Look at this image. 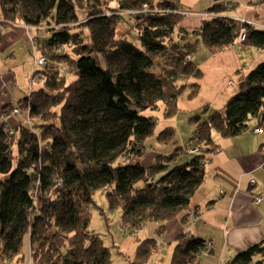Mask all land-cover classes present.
<instances>
[{"label": "trees", "instance_id": "obj_1", "mask_svg": "<svg viewBox=\"0 0 264 264\" xmlns=\"http://www.w3.org/2000/svg\"><path fill=\"white\" fill-rule=\"evenodd\" d=\"M111 2L0 0V27H39L33 44L47 61L36 64L43 66L36 70L42 86L1 108L2 116L17 108L20 117L8 130L0 123V264H25L27 234L29 264H110V249L90 230V207L101 188L112 187L106 195L109 207L120 209L124 230L169 221L189 209L204 181L206 160L219 149L213 133L239 135L261 109L264 124L262 62L223 108L203 120L199 114L190 117L195 131L189 148L199 146L200 153L172 166L184 152L177 147L145 167L139 159L156 120L143 112L163 101L166 118L176 116L184 89L178 81L204 74L185 56L195 54L202 42L210 53H219L237 41L243 27L249 28L246 44L264 48V29L234 21L219 0L205 13L222 16L204 18L200 28L176 35L186 16L176 0ZM121 22L136 30L139 45L128 39L129 31L118 35ZM164 53L172 56L170 67H160ZM191 87L190 97H195L201 86ZM176 137L175 127L168 126L158 140L168 143ZM156 247L154 238L140 241L130 263L147 264ZM206 249L204 239L181 233L171 264H197ZM258 254L264 264L263 242L226 264H251Z\"/></svg>", "mask_w": 264, "mask_h": 264}, {"label": "crops", "instance_id": "obj_2", "mask_svg": "<svg viewBox=\"0 0 264 264\" xmlns=\"http://www.w3.org/2000/svg\"><path fill=\"white\" fill-rule=\"evenodd\" d=\"M211 1L213 5L217 0ZM237 2L239 4L228 14L245 15L248 19L258 21L263 26L260 29H264V0L249 7H246L249 0H237ZM187 18L189 17H184L183 20ZM17 26L20 29L24 28L23 24ZM2 27H4L2 35L15 34V26ZM193 29L194 27L188 26L187 30L191 32ZM198 49L204 50L212 58L218 54L210 53L203 42L199 43ZM222 50H239L238 54H234L235 60H239L234 69L236 73L242 75L240 84L250 69L259 62H264V48L251 44L239 49L222 48ZM194 57L195 62L198 61V57L195 55ZM2 85L1 79L0 90ZM13 95L14 93L11 96H0L1 124L3 123L2 106L7 103L16 104ZM19 117L10 114L8 124H15ZM249 122L250 126L248 125L244 132L234 137H222L218 133H213L215 144L220 151L209 155L205 164L204 181L193 194L189 209L169 221H154L157 230H153L150 224L141 230L147 238L158 240L155 238L158 234L162 239V242L157 241V245L160 246L153 250L147 264L150 262L154 264L155 258L164 250L167 254L165 261L168 264V260L172 259L171 255H173L172 246H176L177 238L181 233H190L211 243L208 251L200 254L197 264H226L251 245L264 243V124L260 119L255 121L250 119ZM175 123L179 125L178 120ZM258 128L261 129L260 132H256ZM160 154L163 152H153L146 158V152L139 160L145 167H149ZM252 179H255L256 183H252ZM257 195L262 197L260 203L255 201ZM195 212L197 219L192 215Z\"/></svg>", "mask_w": 264, "mask_h": 264}, {"label": "rangeland", "instance_id": "obj_3", "mask_svg": "<svg viewBox=\"0 0 264 264\" xmlns=\"http://www.w3.org/2000/svg\"><path fill=\"white\" fill-rule=\"evenodd\" d=\"M176 2L182 11H184L185 17L189 18L181 21L179 26L184 27V29L181 30L177 27L175 34L177 32L184 33L185 29H188V26H192L194 29L200 28L202 24L201 20H204V18L201 17V20L199 19L200 12L203 13L212 6L211 0H176ZM110 4L113 6L116 5V0H112ZM79 14L81 17L84 16L83 12ZM230 17H232V15H230ZM240 17H245V15ZM249 20L258 22L253 19ZM15 27V34L10 35L9 33H5L4 35H0V80L2 79L3 82L0 96H11L12 93H14L13 101L17 103L18 100L26 96L28 92L42 86L43 82L37 75L36 70L43 69V66L36 65L37 59L41 58L42 54L31 40L38 34L37 30H39V27L27 28L24 24V28L22 29L18 28L17 25H15ZM0 29L3 30L4 28L0 27ZM84 31L87 38L86 40H88V31ZM127 31H129L127 34L128 39L139 45L136 30L131 29L128 23L121 22L118 28V35L126 33ZM237 52H239V50H222L216 57L212 58L209 57L204 50L197 49L194 55L198 57V61H196L195 64L204 74L201 78H182L178 81L180 86H184L183 92L178 99V114L174 117L166 118L164 115L165 105L163 101L158 102L157 108L148 109L143 112V114L147 116H153L156 120L155 133L146 140V158L153 152L162 151L164 155H170L175 152L177 147H182L184 152L178 156L172 166L184 164L194 156L193 153L189 152L190 139L195 131V125L189 121L190 117L199 114L202 120L207 118L214 110L222 108L228 100L239 91L242 75L239 72L236 73L237 71L234 69L236 63H239V60L237 61L234 58V54H238ZM171 58L172 56L168 53L161 55L159 57L160 67L164 65L170 67L172 64ZM260 63L262 62L258 64ZM252 69H250V71ZM193 83H198L201 89L195 97H190V92L192 90L191 85ZM205 107H209L207 113H204ZM11 114L14 115L13 113ZM262 117L263 109H261L257 115L251 117V121H255L256 119L262 121ZM176 120H178L179 125L175 123ZM248 125L250 126V122ZM168 126L176 127L177 142L171 141L165 143L158 140L160 132ZM111 189L112 187L106 186L96 193L94 197L95 205L90 207V230L99 234L104 240L105 245L110 249V264H131L130 262L134 258L139 242L147 238L141 230L145 229L149 224L152 226L153 230H157V227L154 221H147L142 225L140 230H137L134 236L131 235V231L124 230L120 209H110L109 207L106 195ZM155 238L158 239L157 241L162 242L160 235L156 234ZM174 247L175 245L172 246L173 249ZM22 251L26 255L25 264H29L30 237L28 234L24 237ZM154 257L155 256H153V258ZM166 257L167 254L164 250L155 258L154 264H167L165 261ZM262 260L263 257L258 254L254 256L251 264H259ZM170 261L171 258L168 260V264H170ZM149 264H152V262Z\"/></svg>", "mask_w": 264, "mask_h": 264}, {"label": "built area", "instance_id": "obj_4", "mask_svg": "<svg viewBox=\"0 0 264 264\" xmlns=\"http://www.w3.org/2000/svg\"><path fill=\"white\" fill-rule=\"evenodd\" d=\"M261 1L262 0H249V3L246 4V7H249L250 5H257ZM222 3L227 7L228 11H231L234 7H236V5L239 4L237 2V0H222ZM148 8H149L148 5L147 4H144L143 9L146 11V10H148ZM108 14H110V13H108ZM208 16L219 17V16H222V15L221 14L219 15V14H216V13H205V12L199 14V17H201V18H207ZM231 18L234 21H236V22L242 23L243 25H246L247 24V25H252V26L258 27V28L263 27V26L260 25V23L253 22V21L249 20L246 17L232 16ZM26 27L29 28L30 26H26ZM248 32H249V28L243 27L242 30H241L240 36L238 37L237 41L234 42V43H231V44H227L223 48L224 49H239L241 47H244L246 45V40H247V34H248ZM31 40L33 42L35 40V38L34 39H31ZM185 62L186 63H188V62H195L194 55L193 54H187L185 56ZM46 63H47V61L44 58L37 59V61H36V64H38V65H45ZM18 112H19V110L17 108H14L13 111H12L13 114H17ZM8 119H9V116L8 115L3 116V118H2V120H3V127L5 129H7V130L9 129L8 128L9 127ZM27 121H28L29 124L31 123V119L30 118ZM260 131H261L260 128L256 129V132H260ZM10 133L13 134L14 132L12 130H10ZM200 150L201 149L199 148V146H194V147L189 148V152L190 153H193V154L194 153H200L201 152ZM219 151H220V149H217V152H219ZM206 162H207V160H206ZM251 182L252 183H256V180L255 179H252ZM261 200H262V197L261 196H258L257 195L255 197V201L257 203H260ZM192 215H193V217L195 219H197L198 216L196 215V213H193ZM137 230L138 229H135L131 233V235L132 236L136 235ZM210 245H211V243L210 242H207V249L204 252H207L208 251V248H209ZM9 264H14V263L13 262H10Z\"/></svg>", "mask_w": 264, "mask_h": 264}]
</instances>
